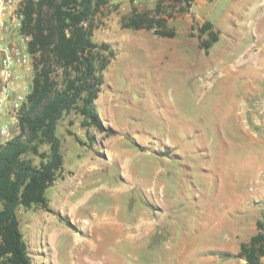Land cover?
<instances>
[{"label":"rangeland","instance_id":"374dc122","mask_svg":"<svg viewBox=\"0 0 264 264\" xmlns=\"http://www.w3.org/2000/svg\"><path fill=\"white\" fill-rule=\"evenodd\" d=\"M134 6L154 14L157 0H110L94 32L115 51L96 107L117 134L82 127L74 111L57 125L67 177L45 194L80 232L20 206L29 255L33 264H245L240 245L264 220V130L253 127V113L264 118V0H207L219 36L208 49L192 6L163 0L158 14L176 37L159 39L122 27ZM189 19L191 32L177 33ZM10 38L25 44L17 30ZM23 76L30 87L32 71Z\"/></svg>","mask_w":264,"mask_h":264},{"label":"trees","instance_id":"16d2710c","mask_svg":"<svg viewBox=\"0 0 264 264\" xmlns=\"http://www.w3.org/2000/svg\"><path fill=\"white\" fill-rule=\"evenodd\" d=\"M172 1L190 8L195 0ZM162 2L157 0L154 14L134 6L123 17L122 27L175 37L176 31L158 14ZM109 6L110 0H22L17 8L19 33L29 37L33 76L20 110L19 132L0 144V264H33L16 211L37 206L54 212L45 193L63 172L58 122L74 111L82 117V127L97 128L106 136L117 134L104 124L96 107L103 73L115 57L109 43L94 40L97 22L108 15ZM212 28L210 21L199 27V35L208 34L201 42L206 49L219 38ZM67 133L81 142L70 128ZM60 219L78 232L68 217ZM256 227L257 232L240 245L238 256L245 264H262L264 220Z\"/></svg>","mask_w":264,"mask_h":264},{"label":"built area","instance_id":"2783aa9c","mask_svg":"<svg viewBox=\"0 0 264 264\" xmlns=\"http://www.w3.org/2000/svg\"><path fill=\"white\" fill-rule=\"evenodd\" d=\"M14 0H8L7 4H13ZM6 4L1 2L0 11L3 12ZM16 15L19 18L17 11ZM6 21L0 18V117L7 115L8 120L1 123L0 120V138L6 141L19 132L20 110L27 102V94L31 86L21 85L23 74L26 71H32V57L28 53L27 36H24V46L16 42L6 43L5 38ZM24 90H27L23 93Z\"/></svg>","mask_w":264,"mask_h":264},{"label":"crops","instance_id":"0c3cea01","mask_svg":"<svg viewBox=\"0 0 264 264\" xmlns=\"http://www.w3.org/2000/svg\"><path fill=\"white\" fill-rule=\"evenodd\" d=\"M21 1L22 0H14L13 4H7L5 6V9H4L3 12L0 11V18L4 19L6 21V27H5L4 33H5L7 39H11L10 38V34L12 33L13 30L19 31L20 19H18L17 15H16V11H17V8H18V6H19ZM149 1H152V0H149ZM206 3H207V0H195L193 5H192V7L190 8V10H191L190 14L193 15L194 19L197 22L199 21V27H201V25L203 23H205L206 21H210L209 18H208L209 17L208 13L205 10ZM190 14H188V15H190ZM178 20H180V19L178 18L177 21ZM178 22H180V21H178ZM191 23H192V21H191V19H189L188 25L187 26H181L182 31L177 30V33H185V34L187 33V34H189L191 32L190 31ZM211 23H213V22H211ZM212 30L216 31V25L214 23H213ZM185 36L187 37V39L192 40L193 44H195V39L194 38H192L190 36H187V35H185ZM152 37L157 38V39L166 38V37H159L157 35H154V36L152 35ZM202 37L206 38V34H204ZM25 38H26V41H27L28 37H25ZM15 42H17V41H15ZM261 114H262L261 110H258L257 114L253 113V127L257 126L258 128H262V130H264V118H261ZM255 134H256L255 131H253V135H255ZM66 177H67V174L63 170L60 178L62 180H65ZM49 205H50V200H49ZM50 207L53 209L54 212H48V211H45V210H43V211L46 214H51L54 218H56V219L52 218V219L56 220V222L57 221L58 222H64L63 220L60 219V215H62V214H60L58 211H56L51 205H50ZM78 230H79L78 232H80L79 228H78Z\"/></svg>","mask_w":264,"mask_h":264}]
</instances>
